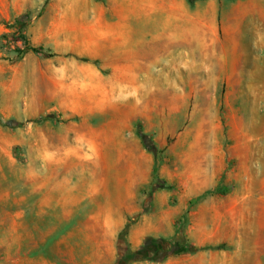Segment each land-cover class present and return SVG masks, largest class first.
Returning a JSON list of instances; mask_svg holds the SVG:
<instances>
[{
  "label": "rangeland",
  "instance_id": "374dc122",
  "mask_svg": "<svg viewBox=\"0 0 264 264\" xmlns=\"http://www.w3.org/2000/svg\"><path fill=\"white\" fill-rule=\"evenodd\" d=\"M154 1L164 9L136 19L129 41L118 35L128 0H0V32L23 17L39 48L0 52V264H175L210 248L228 264H264V46L244 25L231 84L216 56L209 73L180 75L191 44L176 39L191 13L214 20L199 27L209 47L198 54H218L239 37L226 27L239 0ZM127 54L150 65L128 74ZM199 149L229 178L202 195L241 202L197 195ZM200 206L238 212L219 243L190 228L211 221Z\"/></svg>",
  "mask_w": 264,
  "mask_h": 264
},
{
  "label": "crops",
  "instance_id": "0c3cea01",
  "mask_svg": "<svg viewBox=\"0 0 264 264\" xmlns=\"http://www.w3.org/2000/svg\"><path fill=\"white\" fill-rule=\"evenodd\" d=\"M238 7L236 8L238 19L227 23L226 27L233 28L229 29L228 32L238 35L234 41L229 43H222V51L218 54L213 50V54H198L199 44L209 47L208 36L199 33V27H210L214 25V20H203L199 19L197 16L191 13L190 18L187 20L189 26V36L183 38V29L180 31L179 38L176 39L178 43L190 42V50H183L182 47L178 54V61L176 63V73L182 75L184 73L196 74L200 69H203L204 73H209L208 69L211 67L210 59L212 56H216L219 64L220 73L224 76L227 85L231 84V76L239 73V68L243 55L241 48L242 43H240L241 36L243 35L242 27L245 25L249 27L245 31L246 35L252 36V40L255 38L254 42H250L251 46L261 48L264 46V0H239ZM128 13H127V23L126 25H121L118 32L119 36L126 34L127 39L133 41L135 36V20L145 19L151 15L153 12H159L164 9V3H158L154 0H128ZM260 5V6H259ZM211 7V3H208V10ZM1 10V9H0ZM6 15L5 17H9ZM251 16V18H248ZM259 16L262 17L259 19ZM261 26V27H259ZM3 30H6L4 25L1 26ZM182 27V26H181ZM235 27H237L235 29ZM204 31V30H202ZM182 35V36H181ZM132 37V39H130ZM240 38V39H239ZM212 43V41L210 42ZM127 58L130 60L127 63V72L132 75H139L142 69L148 65L147 54H127ZM183 85L182 83H179ZM193 84V83H192ZM136 89H143L144 87L140 84H136ZM182 90V86H180ZM195 87H192L194 90ZM196 157L191 160L195 162L196 168L191 169L188 177L196 180L197 195H202L210 187H216L218 184L228 182L229 178L222 177V170L218 174L219 169L217 165L214 164L213 158H208L210 151L206 149H199L196 152ZM207 155V156H206ZM213 155V153H211ZM221 160V159H220ZM210 162V163H209ZM241 163L237 162L235 167L239 168ZM224 171V170H223ZM221 179H224L222 182ZM201 197H206L208 199H228L232 203L241 202L244 197L240 196H228V195H202ZM201 208V206L199 207ZM224 208V207H223ZM202 210H206L207 216L211 219L208 223L194 222L190 228L199 236L198 241L206 243H219L222 239L223 230L226 227L236 225V218L238 217V212L234 206L226 207L224 210L217 209L216 207L202 206ZM194 211L193 214L195 218H198L203 213L202 210ZM200 215V216H199ZM220 230V231H219ZM215 246V245H214ZM217 251L213 249H208L207 251H199L198 254L191 256L185 260L176 261L175 264H228L225 259L213 258L218 256Z\"/></svg>",
  "mask_w": 264,
  "mask_h": 264
},
{
  "label": "built area",
  "instance_id": "2783aa9c",
  "mask_svg": "<svg viewBox=\"0 0 264 264\" xmlns=\"http://www.w3.org/2000/svg\"><path fill=\"white\" fill-rule=\"evenodd\" d=\"M22 32L21 25L18 24L17 28L8 31L0 32V52L10 51L14 53L17 58L24 56V49L26 47V40Z\"/></svg>",
  "mask_w": 264,
  "mask_h": 264
},
{
  "label": "trees",
  "instance_id": "16d2710c",
  "mask_svg": "<svg viewBox=\"0 0 264 264\" xmlns=\"http://www.w3.org/2000/svg\"><path fill=\"white\" fill-rule=\"evenodd\" d=\"M16 21L18 22L19 25H21V27L23 26V24H24V18L23 17H19ZM22 37L24 38V36H22ZM26 50L27 51L31 50V51L37 52L39 50V48H35V47H32V46H27L26 45V47L24 49V52ZM173 249H175V251H182V250H185L186 248L184 246H182L181 244H176Z\"/></svg>",
  "mask_w": 264,
  "mask_h": 264
}]
</instances>
